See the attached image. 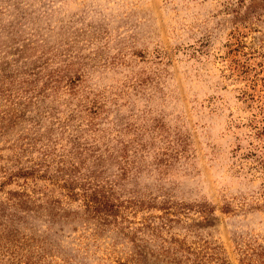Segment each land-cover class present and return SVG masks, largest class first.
Masks as SVG:
<instances>
[{
	"label": "rangeland",
	"instance_id": "obj_1",
	"mask_svg": "<svg viewBox=\"0 0 264 264\" xmlns=\"http://www.w3.org/2000/svg\"><path fill=\"white\" fill-rule=\"evenodd\" d=\"M247 257L264 0H0V264Z\"/></svg>",
	"mask_w": 264,
	"mask_h": 264
},
{
	"label": "trees",
	"instance_id": "obj_2",
	"mask_svg": "<svg viewBox=\"0 0 264 264\" xmlns=\"http://www.w3.org/2000/svg\"><path fill=\"white\" fill-rule=\"evenodd\" d=\"M246 256H247V254H246ZM243 264H256V263H254V261H252L250 257H247V258H245V259L243 260ZM260 264H264V258H263V260L260 262Z\"/></svg>",
	"mask_w": 264,
	"mask_h": 264
}]
</instances>
